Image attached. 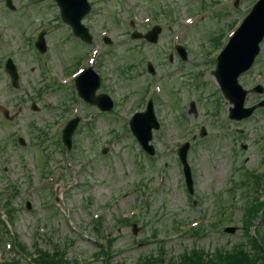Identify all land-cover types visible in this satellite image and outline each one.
<instances>
[{"label": "rangeland", "instance_id": "obj_1", "mask_svg": "<svg viewBox=\"0 0 264 264\" xmlns=\"http://www.w3.org/2000/svg\"><path fill=\"white\" fill-rule=\"evenodd\" d=\"M22 1L28 0H18L19 4ZM32 1L33 5L24 8V12H8L0 0V25L5 28L8 36L9 33L13 35V40L9 43L8 40H4L6 34L0 39V55L9 54L12 60L19 63L18 70L20 66L21 71H24L21 74L20 86L15 89L9 85L8 77L2 65L0 66V103L4 102L3 104L9 107L10 113H16V117L11 121L3 118L0 113V189L8 188L11 183L17 186L15 197L11 199L12 205L16 208L11 228L18 234L19 241L31 248L33 239L38 238L40 245L49 250L52 241H59L72 264H124L133 263L140 255L158 253L160 243L151 237L154 229L155 237L163 242L165 255L178 256L194 242L192 237L183 233L186 229L184 225L200 219L202 224H205V231L195 240L197 246L211 251L218 245H231L245 240V232L248 231L242 224L243 207L248 199L245 197L247 195L245 192L248 191V196L254 193L251 192L252 188H249V191L238 184L231 193L228 191V186L237 183L245 169H258V171L264 169L263 149L256 142L260 134L264 135V110L256 112L254 117L244 122H227L226 130L214 128L212 122L220 123L219 120L223 116L226 117L227 105L220 101V113L216 117L208 112V102L214 98L211 85L214 81L210 74L214 63L204 57L212 56L215 50L208 45L209 51L205 52L208 49L207 31L211 29L214 31L220 25L235 21L243 10L246 12V8L253 0H242L236 8L227 4L228 12L219 20L214 19L213 14L219 11L220 7L211 6V0L152 1L154 7L160 8V4L164 7L167 17L163 15L158 17L157 20L163 23L164 28L158 42L151 47L141 42L142 40L127 38L129 31L127 22L133 19L132 15L117 12L116 9L119 7L129 9L131 1L124 0L118 4L114 0H107L99 4L94 18L91 16L87 18L91 20L89 25H93L89 30L94 44H102L97 36L101 26L109 28V35L113 41L126 40L124 43L114 44L118 46L115 47L118 53L116 59V56L110 53L106 55L105 71L115 70L116 65L120 68L122 65L132 64L135 66H131L132 68L128 70L130 73L135 71L131 73L129 82L125 80L128 77L123 76L119 70L113 73L116 74L115 78H111L113 81L106 80L122 108L116 100L112 111L105 112L102 117H94L88 122L89 126H85L87 129L80 128L79 131V128H76L73 137H77L78 145L74 150L72 147L64 152L59 151L52 142L53 134L67 118V115L63 114L68 112L70 117L82 112L87 117L88 112L91 115L95 114L96 108L85 106L82 102V106L72 107V104L65 109L67 101H61L66 95L65 87L68 94L73 96L70 85H60L64 91L44 88L38 97L37 89L46 80L39 72L44 65L53 66V62L47 61V55H40L33 46L30 48L24 36L28 33L36 34L43 29L42 23H44L46 26L44 28L47 30L46 40L50 43L49 56L59 62L66 60L63 62L65 71L70 70L72 64L79 60L87 44L54 23L53 16L56 9L50 4V0ZM132 1L136 4L134 8L141 12L138 14L139 17L147 15L144 13L145 4L141 0ZM199 5L205 6L203 10L206 11L207 16L201 18L196 25L193 23L194 26L189 32L186 30L185 35L179 34V30L184 25L180 18L189 14V10L198 11ZM43 11L45 14L42 13ZM18 13L21 15H17ZM164 19H168V26ZM102 21L109 23L100 25ZM211 34L217 36L215 32ZM59 39L61 43L58 48L63 51L69 49L72 53L71 59H69L70 51L64 54L55 49ZM176 40L179 43L184 40L188 42V59L185 65L177 61L168 63L164 54L165 48L167 52L172 51L169 42ZM104 48L109 49L110 45H105ZM128 48L131 50L128 51ZM145 57L152 61L156 69L154 75L142 73L141 68L136 69L138 65L145 67ZM18 58L19 62H17ZM36 62L42 67H38ZM189 68L192 71L203 69L208 79L201 80L207 82L206 87L198 90L195 85L193 86L195 81L187 75L190 73ZM57 71L60 72L58 69ZM261 71L264 72V59L258 57L253 69L241 76V81L248 86L257 80L256 74ZM45 75L49 77L48 72ZM146 76L159 81L163 92L167 94V97L157 100L161 126L153 132L150 141L155 148L154 169L148 166L149 160L147 161L143 155L144 151L126 126L127 120L132 115L128 111L136 104H140L143 99L138 92L145 85ZM105 79L106 75L102 72V82H105ZM182 84L183 87L180 86ZM171 86L181 99L180 107L173 105L177 102V95L168 92ZM257 96L248 95L246 101L250 103L258 98ZM190 98L196 102L195 116L185 115ZM32 101L36 102L38 111L31 109ZM182 114L185 120L179 123L177 118L182 117ZM30 124L47 129L51 137L48 142H51L50 150H52V157L49 164L47 163L48 171L53 170L57 175L60 169L62 173V178L49 177L43 182V187L40 186L42 175L36 163L40 161L41 164L44 160L42 154L45 151L42 150L39 142L34 140ZM200 124L206 127L207 132L204 137L197 136ZM238 128L244 129L242 134L237 131ZM191 134L196 135L197 141L190 142L187 155L194 184V192L189 195L184 186L176 149L184 139L190 141ZM18 136H22L25 140L24 145L17 143ZM242 143L248 144V147L241 149ZM141 165L143 167H140ZM139 168L146 169L139 172ZM146 174L147 189L145 188L142 193L135 187V183L139 177ZM247 183L249 187V182ZM42 188L44 190H41ZM261 191L260 194L264 197V192ZM50 195L53 199L52 203L58 209L50 206L51 202L45 201ZM220 200L222 204L228 206L224 214L226 219L224 226H233L232 232H224L223 226L217 229L211 225L220 210L218 206ZM27 203L29 208L26 207ZM96 217L102 219L104 234L114 239L111 250L104 258L99 255L101 253L95 254L99 249L97 245L104 240L96 242L91 238L96 229L94 221ZM122 217H127L130 222H120L119 219ZM133 223L136 225L135 233L132 232ZM253 225L254 229L263 234L264 239V214H258L253 219ZM262 244L264 245V241ZM4 250L9 251V249Z\"/></svg>", "mask_w": 264, "mask_h": 264}, {"label": "water", "instance_id": "obj_2", "mask_svg": "<svg viewBox=\"0 0 264 264\" xmlns=\"http://www.w3.org/2000/svg\"><path fill=\"white\" fill-rule=\"evenodd\" d=\"M62 9L67 11L68 20L74 23V31L77 34L84 36L85 29L80 27L79 20L85 10L87 9L85 0H58ZM158 30V29H157ZM156 32H151L149 36L150 40H155ZM264 34V0H259L253 7L249 16L245 19L242 26L237 31L232 42L228 45L225 51L228 54H233L234 59H228L226 52H222L218 63V69L216 74L218 76V81L221 85L222 90L228 97L236 98L234 94V89H239L236 78L237 75L249 67L255 53L257 52V43ZM37 46L43 47L42 42H37ZM77 86L79 90H84L83 78L80 76L77 79ZM231 89L233 93L231 92ZM244 91L240 97L236 98V102L241 105L242 98L244 96ZM232 98V99H233ZM264 104V103H262ZM148 114V116L146 115ZM135 118V119H134ZM131 122V128L133 133L138 139L144 144L150 138V128L151 126L157 127L158 124L154 120L151 108L144 113H138ZM76 120H73L67 128L63 131V139L69 145L70 134L75 126ZM150 148V147H149ZM185 147L179 149L180 158L184 164V171L187 178V183L190 186L188 166L185 161Z\"/></svg>", "mask_w": 264, "mask_h": 264}, {"label": "trees", "instance_id": "obj_3", "mask_svg": "<svg viewBox=\"0 0 264 264\" xmlns=\"http://www.w3.org/2000/svg\"><path fill=\"white\" fill-rule=\"evenodd\" d=\"M253 210L254 208L250 211L253 212ZM7 213L10 214L8 210ZM250 216H248L247 221L250 220ZM253 250L255 252L246 250L244 246H236L224 253L218 251L213 255L192 248L181 254L177 259L165 261L164 259L156 260L152 257H145L140 259L138 264H264V253H256L257 250L254 248ZM41 256L33 259L35 264H67L61 255L58 257L57 251L54 254L41 252ZM258 260H261L262 263H259Z\"/></svg>", "mask_w": 264, "mask_h": 264}]
</instances>
